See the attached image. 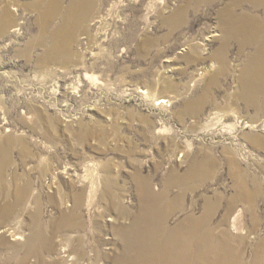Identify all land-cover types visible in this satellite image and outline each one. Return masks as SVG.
I'll list each match as a JSON object with an SVG mask.
<instances>
[{"label": "rangeland", "instance_id": "374dc122", "mask_svg": "<svg viewBox=\"0 0 264 264\" xmlns=\"http://www.w3.org/2000/svg\"><path fill=\"white\" fill-rule=\"evenodd\" d=\"M72 1L0 0V23L11 13L0 30V142L8 145L0 210L14 206L0 219L12 255L0 264H22L36 224L49 248L25 264L64 262L63 243L82 238L106 239L109 259L96 264H113L119 231L140 214L143 195L165 189L184 200L172 226L204 218V196L221 195L210 223L226 245L220 264H264V108L241 99L249 49L224 48V70L213 58L220 0L191 7L175 31L163 19L184 0H81L85 12L69 14ZM173 170L185 183L168 187ZM245 185L263 195L253 209L239 199ZM240 210L237 233L231 216ZM74 211L85 231L61 230Z\"/></svg>", "mask_w": 264, "mask_h": 264}, {"label": "bare ground", "instance_id": "6f19581e", "mask_svg": "<svg viewBox=\"0 0 264 264\" xmlns=\"http://www.w3.org/2000/svg\"><path fill=\"white\" fill-rule=\"evenodd\" d=\"M80 2L81 0L72 1L68 13L72 14L76 9L78 12H85L83 6H79ZM183 2L185 3L184 6L163 19V24L171 31L178 29L179 20L182 21L181 17L185 16V13L191 7L195 9L201 4L207 7H214L218 3L217 0H184ZM219 5H221L219 17L222 24L220 30H215L211 37H220L221 49L213 58L217 59L222 65L220 70H224V66L227 64L226 58L222 53L224 48L235 43L240 54L245 53L249 49L246 68L242 73L241 99L249 109L252 107L264 108V0H220ZM52 15L49 12L47 15L48 19ZM8 17L11 18L10 12H6L5 18L7 19L5 21L3 19L0 23L1 31L7 29L10 21ZM67 22L68 20L66 19L64 25ZM180 25L182 24L180 23ZM189 48L195 51L197 45L193 44ZM192 53L186 55L184 58L192 60L194 57ZM145 92L147 93V91ZM7 149L8 145L0 142V176L7 166L8 161L4 163L3 161L6 159H2V153L5 155ZM192 170L193 173L196 171L195 168ZM171 175V180L167 181L168 187L178 182L185 183L181 178L174 179L181 176V174H178V171L173 170ZM167 191L165 189L159 194L152 191L143 195L145 199L143 200V208L140 214L131 225L125 226L119 231L123 249L121 255L113 261V264H220L226 245L223 243V238L216 233L218 231L214 228L215 225L212 227L210 223L214 219L213 210L223 201V197L221 195L204 196V204L206 206L204 218L196 219L194 216L189 215L187 219L172 226L169 221L170 215L177 211V209H180L181 204H184V200L182 195H178L174 199L167 198L169 197ZM252 194L253 192L247 185L239 190V199L253 209L256 207L261 196L263 199V195H259L257 192H255V195ZM161 198L167 205L160 206L159 202L162 201ZM23 199V195L18 196L15 204H20ZM228 205L229 210L233 212L231 202ZM77 206L79 205L77 204ZM13 208L14 206L12 205L3 207L0 210V219L4 222L7 221L11 216ZM243 215L242 210H240L231 216L232 218L234 217L232 220L233 224L231 225L232 229L237 233L239 230L238 225ZM79 217L80 214L74 211L73 215L70 214L61 221L59 228L61 230H74L76 232L85 231V225L78 221ZM109 220L111 221V219ZM5 228H0V257L5 256L3 260L12 256L7 249L4 252V248H2L3 235L9 231L8 228ZM45 232L41 224H36L33 227L31 236L27 238V243H25L27 245V252L21 259L22 264H25L30 256L40 255V250L42 252V250L49 248L50 238ZM11 235L14 241L24 239V235L18 236L14 231L11 232ZM82 239L80 240L81 242L79 241V245L71 247L67 242L63 243V246H65L63 249L65 255L63 257L67 258V260L65 261L63 258L64 262H62V260L58 261L59 258H54L50 264H96L97 262L101 263V260L103 262L104 259H109V253L102 250V247L109 244L106 239L100 238L97 245H93L90 240L85 241L84 238ZM17 248V245H14L12 250H17ZM3 264L12 263L10 260H7Z\"/></svg>", "mask_w": 264, "mask_h": 264}]
</instances>
